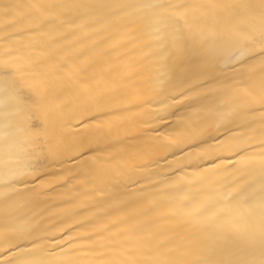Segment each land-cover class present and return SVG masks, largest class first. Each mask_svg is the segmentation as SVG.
I'll list each match as a JSON object with an SVG mask.
<instances>
[{
    "label": "snow or ice",
    "instance_id": "obj_1",
    "mask_svg": "<svg viewBox=\"0 0 264 264\" xmlns=\"http://www.w3.org/2000/svg\"><path fill=\"white\" fill-rule=\"evenodd\" d=\"M100 32L156 59L139 123L176 118L134 150L107 143L128 82ZM69 159L107 199L52 222L38 190ZM0 205V264H264V0H0Z\"/></svg>",
    "mask_w": 264,
    "mask_h": 264
},
{
    "label": "bare ground",
    "instance_id": "obj_2",
    "mask_svg": "<svg viewBox=\"0 0 264 264\" xmlns=\"http://www.w3.org/2000/svg\"><path fill=\"white\" fill-rule=\"evenodd\" d=\"M85 3H111L114 0H81ZM109 33L100 32L98 35L92 37V39L98 42L96 52L101 53L99 60L100 66L104 68H112L125 76L128 82L127 88V99L117 100L114 102L113 111H115L119 118L112 121L111 135L107 143L114 144L119 149L121 147L134 150L144 141L154 139L157 133L170 131V126L175 122L176 118L167 116L164 121H155L150 125H144L139 123L143 117L140 109L135 108L133 105L136 103L137 95L148 94L151 89L155 86L158 64L156 59L150 55L147 49L143 48V44L128 43L126 39L117 35L114 37L116 40H120L121 45L116 48H112L113 39H105ZM90 43V41H85ZM178 75H182L178 73ZM122 105L124 108H130V111H122ZM72 106H75L74 104ZM159 106L154 105L151 110H157ZM183 108L177 113L184 112ZM155 129V131L153 130ZM79 127H72L71 129L64 131V135L71 138L72 133L80 131ZM58 131H60L58 129ZM167 143V141H164ZM209 144L215 145V140H210ZM208 145H201V148H207ZM193 151V149H188ZM202 154V153H201ZM106 155V154H105ZM186 155V152L176 150V154L167 155V158L160 159V166L166 168L167 164L173 160L181 159ZM76 161L69 159L66 164H54L50 169L51 173H59L62 176L69 177L67 181L59 180L54 181L53 184L47 185L44 188L38 190V201L39 208L36 211L42 209H49L45 215L53 216L52 222H58L61 220L66 211H78L83 212V206H91L97 201L107 199L106 195L96 193L93 191V185L83 184V175H77L75 169ZM195 164H200L201 167H210L207 160L199 161L195 157L185 162V171L191 175L194 171L199 169L195 168ZM73 169L71 173L64 172L63 169ZM55 189L53 191L52 189ZM100 208H104L105 205L101 204ZM27 211V209H25ZM92 212H95L101 217L103 222H107L108 218L104 217L103 212L99 211L98 208L92 207ZM4 208L0 205V219H2ZM88 215V213H85ZM115 215V213L113 214ZM82 216L76 217V220H82ZM70 223H72L70 221ZM59 238V233L57 234Z\"/></svg>",
    "mask_w": 264,
    "mask_h": 264
}]
</instances>
